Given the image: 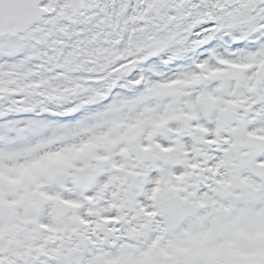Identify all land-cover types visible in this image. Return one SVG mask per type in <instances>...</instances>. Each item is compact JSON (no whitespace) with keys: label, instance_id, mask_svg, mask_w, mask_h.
Masks as SVG:
<instances>
[{"label":"snow or ice","instance_id":"snow-or-ice-1","mask_svg":"<svg viewBox=\"0 0 264 264\" xmlns=\"http://www.w3.org/2000/svg\"><path fill=\"white\" fill-rule=\"evenodd\" d=\"M0 264H264V0H0Z\"/></svg>","mask_w":264,"mask_h":264}]
</instances>
